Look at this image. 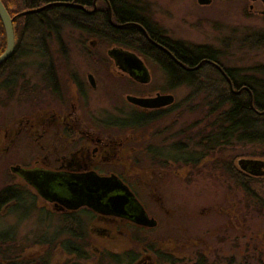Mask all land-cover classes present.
Listing matches in <instances>:
<instances>
[{"label": "rangeland", "instance_id": "rangeland-1", "mask_svg": "<svg viewBox=\"0 0 264 264\" xmlns=\"http://www.w3.org/2000/svg\"><path fill=\"white\" fill-rule=\"evenodd\" d=\"M128 1L161 29L163 35L188 44L211 46L219 51V60L225 67L237 69L239 78L254 77L264 82L261 2L212 0L211 4L200 5L198 0ZM25 38L20 44V57L13 66L20 76L24 75L19 84L5 85L8 72L0 73V132L4 133L12 121L41 104L60 105L42 81L48 70L42 69L40 64L47 61L49 55L56 63L55 73L63 84L73 79L76 83L84 82L88 74L94 75L98 89L86 91L84 96L75 95L84 120L97 127H106L109 123L117 126L115 123L131 113L132 106L126 96H135L143 90L128 83L107 60L106 51L113 47L108 41L90 37L67 25L58 33L48 32L44 43ZM148 66L152 82L145 90L152 95L163 92L164 74L153 63L149 62ZM24 84H29L31 90L39 86V91L32 95L37 97L24 100ZM169 93L175 96L180 108L149 126L138 127L130 132L129 138L124 134L126 152L141 160L135 167L140 169L141 183L146 186L141 185L140 199L149 214L160 221L155 230L139 233L138 247L130 251L129 256L120 258V262L110 257L102 261L97 255L102 250L99 244L92 248L79 247V256L74 258L75 252H72L68 258V248L73 249L74 243L67 239L70 236L64 231L63 220L44 213L42 201L30 197V190V195L24 192L21 202L10 203L0 210L2 252L24 256L29 264H36L35 257L44 247V241L55 237L52 264H63L65 258L66 264H69L68 259L77 264H135L143 260L148 264H264V177L251 178L249 189L245 191L243 180L237 175L240 159L264 161V143L233 138L231 144L218 145L209 152L196 140L190 143L189 137L198 131L217 130L208 125L214 120L207 116L209 109L202 104V95L192 96V91L186 87ZM223 109H218L214 119ZM27 148L30 153L31 147L27 145ZM156 148L162 152V157L184 156L188 162L156 165L150 155ZM22 160L24 139L11 144L0 138V193L14 182L9 167ZM125 168L131 170L132 166L126 164ZM122 243L110 255L120 254L121 249L128 251L129 239L125 237Z\"/></svg>", "mask_w": 264, "mask_h": 264}, {"label": "flooded vegetation", "instance_id": "flooded-vegetation-1", "mask_svg": "<svg viewBox=\"0 0 264 264\" xmlns=\"http://www.w3.org/2000/svg\"><path fill=\"white\" fill-rule=\"evenodd\" d=\"M76 1L77 0H73L71 2H75L76 4H78ZM252 1H259L263 4V10L261 11V15L263 16L262 12L264 11V3L262 2V0ZM101 3H104L108 9V17L110 23V12L108 8L109 2L107 4L105 0H92L91 6H83L89 11L94 10V8L96 7L95 12H83H85L87 15H94L98 11V7ZM211 3L212 0L210 4ZM251 9L253 10V6H251ZM27 16H24V18ZM113 16L114 15L112 11V20L114 24L121 25L120 23L114 21ZM24 25H26L25 21ZM110 25L115 29L124 28H117L112 23H110ZM138 27L141 29V26ZM58 36V40H60V34H58ZM148 36L150 40L147 37L146 38L149 40V42L158 44L156 41L151 39L150 35ZM162 36L167 37L163 34ZM44 41L45 39L42 41V43H44ZM155 46L164 51L158 45ZM114 48H120L136 53L144 61L150 73V82L148 84H141L136 79L131 77L129 73L120 70L116 65L114 59L109 55V51ZM62 49H66L64 45L62 46ZM164 52L186 71L200 70L202 68V65L207 63L217 71V73L221 77V79H218V81H224L228 85V89L232 94L241 95L242 92L247 89L244 88L241 90H237L234 87L229 74L231 73L235 75V71L237 69L228 68L225 67L222 63L210 61L219 65L227 75V78L214 64L208 62L209 60H206L195 67H189L175 60L174 56L169 50V53L166 51ZM48 54L50 53L48 52ZM106 54L107 60H109L113 67L117 69L119 75L127 79L128 83L133 84L136 87H139V89L143 90L138 92L135 96L155 97L157 94H171L162 90L163 92H157L155 95H152L145 90V87L149 86L152 82V74L148 66V59L140 53H137L136 51H133L131 49L124 48L120 45L113 44L112 48L107 49ZM40 66L42 67V69L45 68L48 71L51 70V72L53 70L52 74L56 75L55 70H57L58 68L55 61L52 60V57L50 55L48 57V60L41 63ZM49 72H47V74ZM89 76H92V79H90ZM73 80H69L68 84H63L62 81L57 78V76H55L54 78L46 77L45 79H43L42 81L44 82L45 87L48 88L47 91H49V93L57 102L60 103V105H57L56 107H46L40 103L41 105H39L36 110L24 113V117L12 121V123L8 128H6L4 133L0 132V138H2L4 141L10 142L11 144L16 143L21 138L24 139V160L17 161L15 165L9 167L8 171L10 176L14 178V182L13 184L6 186L5 189L2 190V192L0 193V197L1 194L4 193V191L9 190L12 192V194L20 196L21 200H23L24 192L28 193V191L30 190L31 195L28 193L30 197L33 196V199H39L40 201H42L43 206L41 209L44 211V213L50 216H56L59 219L63 220V223L65 224L64 231L67 232V234L70 236L67 239L70 240V242L74 243L73 249L68 248L70 249L68 250V258L71 255L70 253L72 252H75L72 255L74 258L76 257V255L79 256V254H77V252L79 251V247L83 248L84 245H88L92 248L93 246H98L99 244H101L102 250L98 248V250H100L101 252H99L97 255L101 257L102 261L110 257L116 258L117 262H120V258H124V256L126 255L129 256L130 251L138 247L139 233L142 232L146 234L147 232L149 233L150 231L155 230L159 226L160 221L156 216H152L149 214L140 199L141 185L144 184L141 183L142 180L140 169L135 167L138 163L141 162V160L139 158L137 159L134 155L132 157L131 153L126 152L127 148L125 147L126 143L124 141V134L126 138H129V136H132L130 132H133L135 129L125 128L121 124L119 125L117 123H115L117 124V126L109 123V126L97 127L94 126L91 122H88L86 119L84 120V115L81 113V110L78 109L75 95L79 93L83 94L84 96L86 95V91L87 93L92 90L96 91L98 89V83L94 75L91 73L87 75V80L84 82L82 81L80 83H76V80ZM169 82H173V80L165 78V84H168ZM180 83L184 84V81H181ZM28 86L30 85L24 84V100H29L30 97H37V95H32L35 93L34 91H39V86H33L32 90ZM231 86L233 89H231ZM39 95L40 94H38V96ZM41 96L42 95H40L39 97ZM127 102L132 106L131 113L136 111L138 113L153 114L154 117H162L163 115L172 111L171 108L176 104V99L173 104L157 109L141 108L130 103L128 100ZM217 113L218 111H216L214 115H216ZM257 113L261 114V112ZM217 119L219 120L220 116H216V120ZM156 121L157 120H155V122ZM216 131L217 133L219 132L218 128ZM27 145L31 147L30 153H28ZM175 148L177 149L179 147ZM180 149L184 148L180 147ZM150 155L152 156L151 161L160 166L176 164L178 162H188L187 159L184 158V156H181L179 158L162 157V152L158 148H156V150H153ZM243 159L245 158H242L238 161V170L241 174H243L245 177L250 178L264 177L256 176L251 174L247 170H243L239 165V162ZM126 164H130L132 166V169H126ZM123 167L125 169H123ZM14 168H17V170H14ZM251 170L254 172H261L264 171V168L261 170ZM89 175H96L99 177L116 176L123 184L128 187V189L134 194L136 199L143 205L149 218H154L156 220L157 226L155 228L140 226L130 218L100 213L87 205H82L76 209L69 208L65 201L67 195L73 197L77 194L78 198L84 196L87 185L84 181L85 178ZM156 177H159V175H156ZM35 179H37L38 182L42 183L43 185L47 184L46 186H40L41 188L46 187L45 190H43L47 192L46 194H42L41 191H39L38 187L36 188L29 182ZM73 179H80L81 182H78L77 184V182ZM44 180H47V183H45ZM144 187L146 188L145 185ZM145 188H142V190H145ZM71 189L77 191V193L72 194ZM59 196H63V202L59 199ZM10 203L17 202L11 201L5 205H2L1 200V209H3ZM125 237H127L130 241V247L127 249L128 251H124L123 249H121V251H119L121 252L120 254L116 256L110 255L112 254V252H114L115 249H119V246H122V242ZM55 241V237H53V239H51L50 241H44V247H42L41 252L37 255V257H35L36 264H52L51 260H53L52 258L55 256ZM109 243H112L113 245L111 246L109 245ZM95 249H97V247ZM2 251L3 250L0 248V264H8L10 262L20 263L24 262V259L28 260L27 258H24V256L15 257L11 254L6 255ZM86 254L87 253H84L83 255ZM82 258L85 257L83 256ZM68 260L69 264H77L71 261L72 259ZM63 261V264H66L67 259L65 258ZM135 264H148V262L146 260H143L137 261Z\"/></svg>", "mask_w": 264, "mask_h": 264}, {"label": "trees", "instance_id": "trees-1", "mask_svg": "<svg viewBox=\"0 0 264 264\" xmlns=\"http://www.w3.org/2000/svg\"><path fill=\"white\" fill-rule=\"evenodd\" d=\"M73 0H2L6 9L12 17L17 15L21 10H31L42 7L53 2H71ZM79 5H92V0H77ZM113 11L114 21L124 25L123 29H115L109 23L108 9L104 3L98 7L94 15H87L80 9L70 7H52L39 14L30 15L16 19L14 23L16 34V45L13 56L0 67V73L8 72V79L5 85L13 83L19 84V73L13 70V66L19 59L20 44L27 39L32 38L34 41L42 43L48 32L58 33L64 26H70L88 34L90 37H96L108 41L110 45L117 44L124 48L131 49L140 53L148 59L149 62L156 65L164 74L165 78L172 79L165 85L163 91L172 92L180 87L189 88L192 96H203L202 104L208 107V117L214 121L208 124L209 127L218 128L219 132L213 129L198 131L195 136L189 137V142L195 140L203 146L206 151H213L218 145L231 144L233 138L238 141H258L264 143V82L254 77H241L235 71V75L229 74L233 85L237 90L247 88L242 94H232L228 85L221 79L217 71L207 63L197 71H186L171 59L164 51L149 42L141 26L150 35L151 39L156 41L160 46L168 49L175 60L189 66L195 67L200 63L209 60L220 62L219 51L208 45L188 44L184 41L171 40L162 36L163 32L154 26L149 18L140 13L135 4L128 0H108ZM24 21L26 25H24ZM6 34L0 19V55L6 49ZM264 70V69H263ZM50 71V72H49ZM46 77L54 78L53 70H49ZM184 81V84L180 82ZM218 101V102H217ZM227 105V106H226ZM181 106V105H180ZM174 105L171 110L180 108ZM227 108H224V107ZM224 108V109H223ZM218 109H223L220 119H214V114ZM257 112H261L258 114ZM121 124L125 128L138 129L151 125L155 120L161 117H154L153 114L133 112L127 114ZM264 156V153H262ZM236 175V174H235ZM238 177L243 180L242 188L249 189L250 177H245L237 173ZM2 205L11 201L21 202V197L12 194L6 190L1 194L0 201ZM1 210V207H0ZM29 260L24 262L8 264H29ZM79 264V263H78Z\"/></svg>", "mask_w": 264, "mask_h": 264}, {"label": "water", "instance_id": "water-1", "mask_svg": "<svg viewBox=\"0 0 264 264\" xmlns=\"http://www.w3.org/2000/svg\"><path fill=\"white\" fill-rule=\"evenodd\" d=\"M105 1L108 4L107 0ZM210 2L211 0H198V3L200 5H208L210 4ZM262 2L264 3V0H262ZM52 7L77 8L88 13H93L96 10L95 7L94 10L89 11L84 6L76 4L75 2H53L36 9L22 11L12 17L6 9L5 5L3 4L2 0H0V19L2 21L7 39V48L5 52L0 56V67L4 65L13 56L15 51V20L23 18L27 15L41 13ZM108 8L110 12V23H112L117 28L124 27V25L114 24L112 20V11L109 4ZM262 14L264 16V11L262 12ZM141 30L143 31L144 35H146V37L150 40L147 32L142 27ZM154 44L158 45L164 51L168 52V50H166L159 44ZM109 55L114 59L116 65L119 67L120 70L129 73L131 77L136 79L141 84H148L150 82V73L144 61L136 53L120 48H114L109 51ZM212 64H214L222 72V74L227 77V75L219 65H217L216 63ZM89 77L90 79H92V76ZM231 89H233L232 86ZM127 100L130 103L141 108L157 109L173 104L175 101V97L171 94H157L155 97H138L128 95ZM239 165L243 170H247L253 175L264 176V171L254 172L251 170L263 169L264 161L243 159L239 162ZM14 170H17V168H14ZM73 180L76 181L77 184L78 182H81L80 179ZM44 181L45 183H47V180ZM29 182L36 188L38 187L39 191H41L42 194L47 193L43 191L46 187H40L46 186L47 184L43 185L42 183H39L37 179L31 180ZM84 182L87 184L84 196L78 198L77 194L73 197L67 195L65 201L69 208L76 209L82 205H87L100 213L130 218L140 226H145L149 228H155L157 226L156 220L154 218H149L143 205L136 199V197L128 189V187L123 184L116 176L99 177L96 175H89L85 178ZM75 193H77V191L72 190V194ZM59 199L62 202L64 200L63 196H59Z\"/></svg>", "mask_w": 264, "mask_h": 264}]
</instances>
